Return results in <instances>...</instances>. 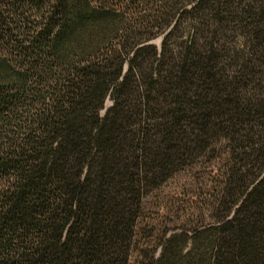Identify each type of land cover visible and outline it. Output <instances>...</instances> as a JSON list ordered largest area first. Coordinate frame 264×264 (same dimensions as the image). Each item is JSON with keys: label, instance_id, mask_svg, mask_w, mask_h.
Returning a JSON list of instances; mask_svg holds the SVG:
<instances>
[{"label": "trees", "instance_id": "1", "mask_svg": "<svg viewBox=\"0 0 264 264\" xmlns=\"http://www.w3.org/2000/svg\"><path fill=\"white\" fill-rule=\"evenodd\" d=\"M206 158L214 222L143 264H264V0H0V264H131Z\"/></svg>", "mask_w": 264, "mask_h": 264}, {"label": "rangeland", "instance_id": "2", "mask_svg": "<svg viewBox=\"0 0 264 264\" xmlns=\"http://www.w3.org/2000/svg\"><path fill=\"white\" fill-rule=\"evenodd\" d=\"M155 43L160 47L162 39ZM111 106L108 99L102 116ZM222 169V161L202 159L146 196L131 264H143L152 256L159 257L164 241L171 235L192 236L195 230L214 222L210 196L216 175Z\"/></svg>", "mask_w": 264, "mask_h": 264}]
</instances>
